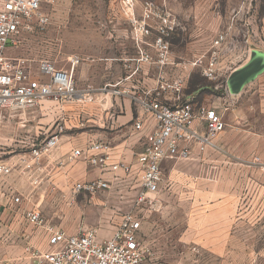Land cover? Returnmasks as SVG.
Here are the masks:
<instances>
[{"label": "rangeland", "instance_id": "1", "mask_svg": "<svg viewBox=\"0 0 264 264\" xmlns=\"http://www.w3.org/2000/svg\"><path fill=\"white\" fill-rule=\"evenodd\" d=\"M46 13L48 24L22 35L12 55L26 59L34 74L40 61L67 70L76 58L75 81L94 88L123 76L118 59H134L140 50L155 58L151 45L163 19L170 27L164 37L172 63L206 56L219 34L235 45L224 57L231 68L246 59L251 46L264 49V0H57ZM142 23L149 25L148 35L141 33ZM197 69L185 86L193 93L188 101L204 107L222 103L225 128L204 150L193 144L187 160H167L169 183L153 205H134L141 188L138 174L124 200L113 190L69 202L58 189L42 201L39 190L31 194L34 202L27 211L36 209L46 224L66 234L93 228L105 236L123 214L139 213L143 264H264V87H247L233 97L225 77L209 82ZM35 107L0 114V162L14 164V174L18 156L38 143ZM197 130L205 132L201 125ZM22 220L26 224L25 216ZM24 242V261L30 262L39 245Z\"/></svg>", "mask_w": 264, "mask_h": 264}, {"label": "built area", "instance_id": "2", "mask_svg": "<svg viewBox=\"0 0 264 264\" xmlns=\"http://www.w3.org/2000/svg\"><path fill=\"white\" fill-rule=\"evenodd\" d=\"M56 2L57 0H0V114H20L44 100H70L76 97L74 70L78 59H72L67 70L56 68L50 61H40L37 73L34 74L26 59L12 55L18 48L22 35L34 28L42 29L48 24L49 16L46 11ZM162 21L164 25L159 27L158 35L151 45L156 52L155 58L141 50L135 58L137 63L154 64L160 71L168 65L169 43L164 35L170 29L166 25L167 21ZM140 29L142 34H149V25L142 23ZM234 49L235 45L228 44L226 34H219L208 54L191 61L190 65L198 68L205 80L220 81L225 54ZM182 85L183 79H176L159 87L160 90L171 91L175 95V106L165 104L157 96L140 102L144 111L151 115L154 124L143 136L142 151L135 157V168L132 165L118 164V168L128 177L136 173L142 176L140 192L134 203L136 207L144 203L153 205L156 196L168 186V177L163 170L165 160H187L193 144L204 150L212 145L225 128L221 116L213 108L182 99ZM194 123L196 125L192 126ZM200 125L205 130L203 134L197 130ZM133 128L135 131H143L145 124L141 121ZM57 143L56 133L41 145L34 144L28 160L20 159L23 170H31ZM90 149L95 151L89 159L90 164L100 169L107 168L110 161L108 146L98 141L91 144ZM80 157L81 151L72 150L63 161L58 162V166L73 164ZM13 169V166L0 162V176H8ZM106 187L104 181L97 179L76 183L73 190L94 194ZM27 219L36 227L44 225L43 215L37 210L28 212ZM140 230L141 219L135 212L123 214L109 238H100L92 228L66 234L48 227V250L32 252L29 264H142L145 252L139 240Z\"/></svg>", "mask_w": 264, "mask_h": 264}, {"label": "crops", "instance_id": "3", "mask_svg": "<svg viewBox=\"0 0 264 264\" xmlns=\"http://www.w3.org/2000/svg\"><path fill=\"white\" fill-rule=\"evenodd\" d=\"M198 57H187L178 63H172L168 57V65L162 71L154 64H138L134 61L135 58L123 57L118 59V66L124 69V74L113 85L94 88L87 84L78 85L75 81L77 95L74 99L44 100L35 107V122L36 125L40 124V127L36 126L34 134L37 145H41L56 133L58 143L31 170L24 171L20 163V159L28 160L29 152L18 156L15 162L17 174L12 170L8 176H0V264H29L30 262L24 261V241L32 246L39 245L37 251L40 252L49 248L46 230L54 227L45 222L43 226L36 227L27 219V205L34 202V196H31L33 192L43 190V201L52 199L59 189L65 193L62 196L66 200L75 202L80 195L90 194L85 191L74 192L76 183L100 179L107 187L93 195L111 194L115 190L117 199L124 200L125 196L122 194L131 188L132 181L139 173L128 177L118 168V164L132 165L135 168V157L142 151L143 136L154 124L151 115L144 111L140 102L157 96L169 106L177 105L171 91L159 89L176 79H183L181 97L188 101L193 93L187 92L185 86L196 68L190 62ZM228 64H222L220 78H226L230 96H241L247 87H264V49L251 46L244 61L232 68ZM230 79L236 92H232L229 86ZM228 100L230 103L232 99ZM260 104L264 106L262 102ZM220 105L222 103L212 102L208 107L220 115ZM141 121L145 124V130L135 131L134 125ZM98 141L105 143L109 149L110 161L105 169L94 167L89 162L90 157L95 154L90 146ZM72 150L81 151L80 159L73 164L58 166V162L63 161ZM167 160L163 162L164 173ZM6 164L14 167L12 163ZM20 181L24 185L22 190L19 187ZM12 196L17 197V203L11 200ZM136 214L140 217L139 213ZM24 216L26 224H23ZM115 229L116 227L106 236L98 231L97 234L100 238H109ZM18 237L20 240L16 242Z\"/></svg>", "mask_w": 264, "mask_h": 264}, {"label": "water", "instance_id": "4", "mask_svg": "<svg viewBox=\"0 0 264 264\" xmlns=\"http://www.w3.org/2000/svg\"><path fill=\"white\" fill-rule=\"evenodd\" d=\"M228 83H229V86H230L231 89H232V92H236V91H235L236 89L232 88V87H234V86H232L231 79L228 80Z\"/></svg>", "mask_w": 264, "mask_h": 264}]
</instances>
